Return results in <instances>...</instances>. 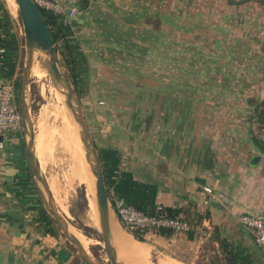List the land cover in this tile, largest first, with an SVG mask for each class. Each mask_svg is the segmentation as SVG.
Wrapping results in <instances>:
<instances>
[{
    "label": "crops",
    "instance_id": "crops-1",
    "mask_svg": "<svg viewBox=\"0 0 264 264\" xmlns=\"http://www.w3.org/2000/svg\"><path fill=\"white\" fill-rule=\"evenodd\" d=\"M61 1L77 9L66 33L71 65L82 64L89 80L118 70V94L139 95L131 104L118 101L130 111L118 112L122 124L130 117L127 128L118 125V149L99 151L109 170L114 158L126 160L114 190L144 209L208 213L198 241L184 232L140 241L117 219L119 229L178 261L183 246L203 251L209 239L224 264L227 251L235 264H264L252 232L237 220L253 212L264 221V149L256 135L264 111V0ZM0 37V80L12 78L19 103L24 45L7 0H0ZM95 87L101 83L91 81ZM0 171V264H86L43 213L22 129L0 151Z\"/></svg>",
    "mask_w": 264,
    "mask_h": 264
},
{
    "label": "rangeland",
    "instance_id": "rangeland-1",
    "mask_svg": "<svg viewBox=\"0 0 264 264\" xmlns=\"http://www.w3.org/2000/svg\"><path fill=\"white\" fill-rule=\"evenodd\" d=\"M7 3L17 17L23 40L16 1L7 0ZM64 33L66 35V29ZM56 45L62 62V70L78 94L98 155L101 154L99 151L103 149H118L115 148L118 146V125L123 126L125 124V128H127L130 118L126 115L128 120L124 124L118 121V112H130L129 110L123 111L120 109L118 101H126L131 104L139 95H136L137 93L118 94V70L107 71L108 77L100 80H89L88 72L81 76L79 68L82 64L78 67L73 66L67 57V38L58 40ZM42 58L40 57L38 60L41 61ZM44 64L45 66L40 71H33L32 69L29 86L35 152L54 201L68 220L71 230L74 231L81 243L82 240L86 242V249L95 259H98L102 264H109L103 250L100 234L94 177L86 160L85 150L79 134V126L65 102V95L62 93L61 88L54 83L50 76L48 63L44 61ZM91 81L92 85L93 83L99 85L100 82L101 89L95 87L90 90ZM123 84L125 86L129 85L127 83ZM140 100L143 102L146 99ZM139 104L142 105V103ZM18 109L20 110L19 105ZM137 122L135 120L131 121L130 127H135ZM113 160H116L117 163L122 161L126 163V160L121 157L118 160L117 158ZM107 166H109V163H106ZM110 213L112 219L117 220L113 207L110 209ZM183 216L193 225L192 238L196 236L198 241L201 231H207V228L201 226L202 221H198L196 215L183 214ZM53 225L65 240L54 221ZM184 233L187 234V232ZM150 242L148 240L145 248L137 242L140 253H126L124 258L127 264H130L129 262L136 264H224V255L220 256L215 251L213 252V244L209 239L204 242L206 248L203 251H199V248L195 247L197 245L195 243H192V245L188 243L183 246L181 248L182 256L180 257L182 261H178L177 256L172 255L173 257H171L156 252L153 247H150ZM117 251L118 258L122 260V252Z\"/></svg>",
    "mask_w": 264,
    "mask_h": 264
},
{
    "label": "water",
    "instance_id": "water-1",
    "mask_svg": "<svg viewBox=\"0 0 264 264\" xmlns=\"http://www.w3.org/2000/svg\"><path fill=\"white\" fill-rule=\"evenodd\" d=\"M17 13L22 26L24 40V65L19 86V108L27 164L35 190L47 214L60 229L63 237L86 264H102L96 260L71 230L68 220L57 207L47 181L42 173L34 147L33 122L30 114V80L34 57L42 55L48 63L50 76L61 88L65 102L79 126V134L85 150L89 169L94 177L96 205L100 224L103 250L109 264H126L118 258L111 227L110 200L104 171L95 144L90 135L80 100L65 72L58 55V48L38 7L32 0H15ZM256 158V157H255ZM117 218V217H116Z\"/></svg>",
    "mask_w": 264,
    "mask_h": 264
},
{
    "label": "built area",
    "instance_id": "built-area-1",
    "mask_svg": "<svg viewBox=\"0 0 264 264\" xmlns=\"http://www.w3.org/2000/svg\"><path fill=\"white\" fill-rule=\"evenodd\" d=\"M38 8L50 14L57 24H52L54 31L58 33V40L66 38L64 30L71 29V19L76 15L74 6H67L61 0H32ZM62 26V28H61ZM66 27V28H65ZM15 86L12 78L4 77L0 80V151L4 148L11 134L22 129L21 113L14 99ZM256 135L260 146L264 149V111L260 122L256 126ZM125 163H116L109 170V200L117 219L131 233H136L144 240L148 234H158L161 228H167L172 233L187 232L193 230L191 222L182 214L177 216H166L159 213L161 205H154L150 209L138 208L124 195L114 190V186ZM1 178V171H0ZM108 187V185H107ZM211 192L209 187L204 188ZM238 222L252 232L255 243L264 252V221L262 217L253 212H240L237 214Z\"/></svg>",
    "mask_w": 264,
    "mask_h": 264
},
{
    "label": "trees",
    "instance_id": "trees-1",
    "mask_svg": "<svg viewBox=\"0 0 264 264\" xmlns=\"http://www.w3.org/2000/svg\"><path fill=\"white\" fill-rule=\"evenodd\" d=\"M46 25L48 26L50 32H51V35L53 37V40L56 42L57 41V38H58V33L56 31H54V29L52 28V24H57V22L54 20V18L48 14L47 12H45L43 9L41 8H38ZM62 28V26H61ZM2 42L1 40V37H0V43ZM60 54H61V50L59 51ZM99 158H100V161L102 163V167H103V171H104V176H105V181H106V185H107V182H108V177H109V169H107V167L105 166V164L103 163V160L101 158V156L99 155ZM107 191L109 192L108 190V187H107ZM138 208H141L143 209V207L141 205H137L135 204ZM181 212V209L179 208H174V207H171V206H165V205H161V208L159 209V213H162L166 216H177L179 215ZM43 213L46 217V219H48L50 221V223L53 224V220L52 218L47 214V212L45 211V209L43 208ZM198 218V221H201V219L203 217H206L208 218V213H205V214H195ZM48 231H51L52 232V229L51 227H48ZM159 234H162V235H170L172 234V231L170 229H165V228H161L159 231ZM214 232H216L217 234V229L216 227L214 228ZM134 235V237L140 241H144V239L142 237H140L139 235H137L136 233H132ZM192 235H193V232L192 230H189L187 231V236L188 238H192ZM216 238L221 246V248L224 250V251H227V247H228V242L225 238H220L219 235H216ZM228 253V256L226 257L227 258V261L229 264H235L234 262V259H233V256L232 254L230 253V251H227Z\"/></svg>",
    "mask_w": 264,
    "mask_h": 264
},
{
    "label": "bare ground",
    "instance_id": "bare-ground-1",
    "mask_svg": "<svg viewBox=\"0 0 264 264\" xmlns=\"http://www.w3.org/2000/svg\"><path fill=\"white\" fill-rule=\"evenodd\" d=\"M42 58V55H39L37 54L35 57H34V63H33V71L36 70V71H40L43 69V66H45L44 64V60L42 58L41 61H39L38 59L39 58ZM47 62V61H46ZM111 227H112V230H113V236H114V241L115 243L117 244V250L121 251L122 252V256H121V259L126 261L125 258H124V255L129 252V253H134V254H137V253H140V248L136 242L135 239L131 238L130 236H128L127 234L123 233L118 225L115 223V221L111 218ZM121 228V227H120ZM122 229V228H121ZM126 232V231H125ZM75 234V233H74ZM76 235V234H75ZM77 236V235H76ZM79 239V238H78ZM82 244L84 246V248H86V242L84 240H82ZM119 245V246H118ZM122 248H121V247ZM125 249V250H124ZM127 251V252H126ZM129 256V255H128ZM100 257V255H99ZM98 260V259H96ZM130 264H136V263H132V262H129Z\"/></svg>",
    "mask_w": 264,
    "mask_h": 264
}]
</instances>
